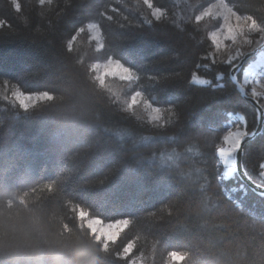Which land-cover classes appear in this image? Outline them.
<instances>
[{"label": "trees", "instance_id": "obj_1", "mask_svg": "<svg viewBox=\"0 0 264 264\" xmlns=\"http://www.w3.org/2000/svg\"><path fill=\"white\" fill-rule=\"evenodd\" d=\"M213 1L154 0L165 10L156 18L143 0H21V12L0 0V264H129L116 255L129 241L149 264L168 263L170 249L191 250L184 264H264V195L218 174L215 150L232 119L242 115L252 132L258 115L232 64L205 58L219 25L194 16ZM225 1L264 21V0ZM108 56L135 78L101 85L92 64ZM15 89L52 97L25 109ZM134 91L162 122L125 109ZM263 163L264 124L243 154L260 185ZM80 211L131 223L105 251Z\"/></svg>", "mask_w": 264, "mask_h": 264}, {"label": "snow or ice", "instance_id": "obj_2", "mask_svg": "<svg viewBox=\"0 0 264 264\" xmlns=\"http://www.w3.org/2000/svg\"><path fill=\"white\" fill-rule=\"evenodd\" d=\"M11 5L13 9L16 12H21L22 10V4L21 0H10ZM39 4H44L45 0H38ZM144 5L147 6L149 10H152L155 8L154 0H143ZM222 7L224 9L225 14L223 15V20L224 24L220 25L219 24V17L221 14L215 13L213 10L215 8H220ZM115 11V9H113ZM164 9H161L159 12L156 13L157 16H159L162 12H164ZM102 15H104L105 19H113L111 15H108L107 12H102ZM209 19H215V22L217 25H219V28L223 30V39H221L222 32L220 30L216 31H211L208 33V41L210 44V47L214 50L213 52H205V58L208 60H215V56L220 53L222 49H227L229 48L230 44H235L237 41L238 36H244V44H247L251 42L252 44H256L257 42H264V21L259 20L254 14L250 12H245L241 13L238 11L236 5L234 3L229 4V3H221L219 5L213 4L211 7L205 8L202 12L194 16V21L196 24H200L205 18ZM235 18V21L237 22L235 27H233L232 24L227 23L230 18ZM242 22V23H241ZM5 24H7V21L0 19V27H3ZM97 25H93L92 28H96ZM247 28L250 33H255L258 36V39L252 40L248 39L245 33L243 32L244 28ZM85 32V28H79L76 30V32L73 34V40L74 38H77L76 33H81L83 34ZM105 45L102 44L97 51H103ZM232 54L227 56V59L234 58L232 59V63L236 64V60L239 59V54L241 52H246V49H242L240 46L235 47L234 49H229ZM116 61V68L119 69V71H115L117 73H122L125 69H127V73L124 75H115L119 76L120 80L122 81H130L131 79L134 78L135 74L128 68L125 67L121 62L117 61L114 59L112 56H108L107 61ZM109 72L114 71L112 68H109ZM108 76L107 73H105V77ZM252 94L254 97H258L260 93L257 92L255 88L252 90ZM51 93L47 92H36V93H29L25 95L23 92L19 93L18 99L19 102L21 103L22 101V107L27 109L30 107L29 102L31 101H41V100H46L48 98H51ZM141 93L139 91H136L134 95L131 97V102L128 104L129 108H133L138 104V97H141ZM147 103V102H145ZM258 104V111L259 110H264V104L260 103L259 100H257ZM153 112L156 114L152 116V119H156L159 116V109H152ZM246 135L245 131L241 132H234V131H229L227 132L226 135H224L223 140L226 144L229 146L227 148H218L216 149V153L218 155V160L220 162V167H222L224 164L228 163V157L231 153L237 152L241 142H242V137ZM262 169H264V164L260 166ZM221 175L222 181H224V173H218ZM264 175V172L261 173ZM88 213L84 211H80L79 215L81 217L86 216ZM96 223L89 227L91 229V233L93 235H96L99 237V241L102 242V248L105 251H108L110 243H114L117 241L119 235H120V230L122 228H127L131 221L129 218H123L116 220L114 224L110 223L108 224L106 229H98L96 225L101 224V220L95 219L94 220ZM94 229V230H93ZM113 229H116L115 231ZM100 234H96V233ZM102 236L105 237V239L102 240ZM134 252V243L129 241L126 243L121 252H117L116 255L122 258L125 261H129V264H134L130 260L131 255ZM167 256L169 258L170 264H184L185 261L189 260L192 257V252L191 250L187 249H170L167 252Z\"/></svg>", "mask_w": 264, "mask_h": 264}, {"label": "rangeland", "instance_id": "obj_3", "mask_svg": "<svg viewBox=\"0 0 264 264\" xmlns=\"http://www.w3.org/2000/svg\"><path fill=\"white\" fill-rule=\"evenodd\" d=\"M226 3L225 0H214L212 3H210L208 6H206L205 8H208V7H211V5L213 4H221V3ZM204 8V9H205ZM203 9V10H204ZM161 9L159 8H153V14H154V17L158 18L160 16L163 15V12L157 16L156 13L159 12ZM201 10V12L203 11ZM215 13H219L221 14L220 17H219V20H220V25L224 24V20H223V15L225 14L224 12V9L222 7L220 8H215L213 10ZM207 18V17H206ZM227 23H230L233 25V27H235L236 25V21H235V18H230V20L227 22ZM242 23V22H241ZM97 25L96 28H92L93 25ZM88 30L90 32V35H91V38L96 42V47L99 48L102 44H103V37H102V33H101V30H100V27L98 24L94 23V22H90L88 24ZM216 30H220L222 32V35H221V39H223V30L219 28V26L211 31H216ZM210 31V32H211ZM243 32L245 33V35L247 36L248 39H252V40H256L258 39V36L255 34V33H250L248 31V29L245 27L243 29ZM244 36H238L237 37V41L235 44H230L229 45V48L227 49H222L220 51V53L218 55L215 56V60H222V61H225L227 64H232V66H234L235 64L232 63V59L234 58H230L228 60L227 59V56L232 54V52L229 50V49H234L235 47L237 46H240L242 49H246L247 51L246 52H241L239 54V59L236 60V64L239 62V60L247 53V52H250L252 50H254L257 46H259L262 42H257L256 44H252L251 42L247 43V44H244ZM254 57V56H253ZM118 61V60H117ZM120 62V61H119ZM248 62V61H247ZM116 64V61H107V60H104V61H96L95 63L92 64V69L93 71L95 72V76L97 78V80L99 81V83L101 85L105 84L106 82V79L108 77H115L117 79L120 80L119 76H115V75H124L127 73V69H125L122 73H117L115 71H119V69L116 68L115 66ZM246 64V63H245ZM125 66V65H124ZM245 66V65H244ZM264 66V50L261 51L258 55L255 56V59H253L252 61H250L248 63V65H246L243 69V72H242V78H241V83L242 85L246 88L247 86H249V94L251 96H253L252 94V90L253 88H255L257 90L258 93H260V95L258 97H255L257 100H259L258 98H261L263 101H264V85L261 84V82L257 79V74L260 72V67L263 68ZM126 67V66H125ZM109 68H112V70L114 71H111L109 72ZM131 70V69H130ZM132 71V70H131ZM133 72V71H132ZM105 73H107L108 76L105 77ZM134 73V72H133ZM135 78V76H134ZM133 78V79H134ZM193 81L195 83H198V84H209L210 81L199 76V75H195L194 78H193ZM23 91L19 90V89H15L13 92H12V96L13 98L22 106V101L21 103L19 102V99L17 98L19 93H21ZM136 91L130 93L127 97H126V100H124V107L126 110L128 111H135V109H138V110H142L145 115H146V118H148L149 121H163V111L161 108L151 104L149 101H147L143 95H141V97H138L137 100H138V104L136 106H134L133 108H129L128 107V104L131 102V97L132 95H134ZM140 92V91H139ZM248 92V91H247ZM25 95L29 94V93H25L23 92ZM48 93V92H47ZM141 93V92H140ZM142 94V93H141ZM52 97V95H51ZM254 97V96H253ZM50 99V98H48ZM42 101V100H41ZM39 101H31L29 102L30 106L34 105L35 103H37ZM147 102V103H145ZM262 104H264V102H261ZM24 108V107H23ZM153 108L155 109H159L160 112H159V116L158 118L156 119H152V116L156 115L154 112H153ZM245 131L246 134L247 133H250L248 132L246 129H245V119L242 115H236L233 119H232V122L230 124V129L227 131H234V132H241V131ZM227 132L224 134L226 135ZM224 137V136H223ZM229 145L226 144L222 138V141L221 143L219 144L218 148H227ZM228 163L224 164L223 167H224V178H232L235 176L236 174V169H235V152L231 153L228 157ZM264 164V163H263ZM264 172V169L263 171ZM263 178H264V175H263ZM85 224L88 226V227H91L93 226L96 222L94 221L95 219H99V218H96V217H90L88 215L82 217ZM101 220V219H99ZM101 224H98L96 225V227L98 229H106L108 224L112 223L114 224L115 221H112V222H104L101 220ZM124 228H122L120 230V232L123 230ZM91 230V229H90ZM94 230V229H93ZM114 231L116 229H113ZM96 234H100L99 232L96 233ZM95 237L99 240V237L95 235ZM105 239V237L102 236V240ZM130 260L132 262H134V264H149L146 259L143 257V256H131L130 257ZM165 264H170V262L168 263H165Z\"/></svg>", "mask_w": 264, "mask_h": 264}, {"label": "water", "instance_id": "obj_4", "mask_svg": "<svg viewBox=\"0 0 264 264\" xmlns=\"http://www.w3.org/2000/svg\"><path fill=\"white\" fill-rule=\"evenodd\" d=\"M264 49V42L260 44L258 47H256L254 50L247 52L240 60L239 62L231 69L230 71V77L231 80L234 84H236L238 90L242 93L243 97L247 98L252 104L256 106L257 112H258V124L256 129L251 132L247 133L242 137V142L241 145L238 149L237 152H235V169L236 173L238 176L241 178V180L248 185L253 191L260 195H264V185H260L252 181L246 174V171L244 170L243 167V149L247 141L253 139L260 131L262 130L263 127V121H264V110H259L258 111V104H257V99L253 96H250L247 94L246 89L243 87V85L239 82L238 80V72L241 70L243 67L244 63L253 55L257 54L261 50Z\"/></svg>", "mask_w": 264, "mask_h": 264}, {"label": "bare ground", "instance_id": "obj_5", "mask_svg": "<svg viewBox=\"0 0 264 264\" xmlns=\"http://www.w3.org/2000/svg\"><path fill=\"white\" fill-rule=\"evenodd\" d=\"M262 43H263V42H262ZM262 43H261V44H262ZM257 47H258V46H257ZM263 50H264V49H263ZM263 50H261V51H263ZM261 51H260V52H261ZM260 52H258L257 54H255V55H253V56L258 55ZM253 56H251L247 61H249ZM247 61H246V62H247ZM246 62H245V63H246ZM245 63H244V65H245ZM235 65H236V64H235ZM235 65H234V66H235ZM244 65H243V67H244ZM234 66H233V67H234ZM233 67H232V68H233ZM243 67L241 68V70L243 69ZM232 68H231V69H232ZM241 70H240V71H241ZM240 71H239V72H240ZM239 72H238V73H239ZM237 76H238V75H237ZM230 78H231V77H230ZM238 80H239V79H238ZM239 82H240V81H239ZM240 83H241V82H240ZM241 84H242V83H241ZM243 87H244V86H243ZM244 88H245V87H244ZM245 89H246V88H245ZM246 91H247V90H246ZM239 92H240V91H239ZM240 93H241V92H240ZM241 94H242V93H241ZM247 94H248V92H247ZM248 95H250V94H248ZM242 96H243V95H242ZM250 96H251V95H250ZM244 98H245V97H244ZM246 99H247V98H246ZM247 100H248V99H247ZM248 101H249V100H248ZM249 102H250V101H249ZM250 103H251V102H250ZM251 104H252V103H251ZM252 105H253V106L255 107V109H256V106H255L254 104H252ZM256 111H257V109H256ZM257 115H258V112H257ZM263 124H264V121H263ZM262 128H263V127H262ZM261 131H262V130H261ZM261 131H260V132H261ZM252 132H253V131H252ZM250 133H251V132H250ZM259 134H260V133H258L257 135H259ZM257 135H256V136H257ZM256 136H255V137H256ZM255 137H254V138H255ZM251 140H252V139H251ZM247 142H248V141H247ZM247 142H246V143H247ZM243 154H244V149H243ZM242 162H243V158H242ZM243 167H244V165H243ZM244 170H245V168H244ZM245 171H246V170H245ZM236 174H237V173H236ZM246 174H247V172H246ZM237 175H238V174H237ZM247 176H248V175H247ZM238 177H239V176H238ZM248 177H249V176H248ZM239 178H240V177H239ZM249 178H250V177H249ZM240 179H241V178H240ZM247 186H248V185H247Z\"/></svg>", "mask_w": 264, "mask_h": 264}, {"label": "clouds", "instance_id": "obj_6", "mask_svg": "<svg viewBox=\"0 0 264 264\" xmlns=\"http://www.w3.org/2000/svg\"><path fill=\"white\" fill-rule=\"evenodd\" d=\"M78 255H81V256H82V255H83V252H82V251H81V252H79V253H78Z\"/></svg>", "mask_w": 264, "mask_h": 264}]
</instances>
